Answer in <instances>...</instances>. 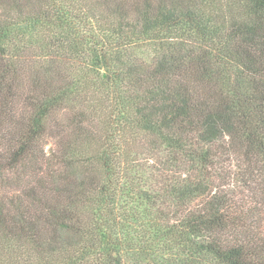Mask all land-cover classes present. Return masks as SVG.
<instances>
[{
    "label": "trees",
    "instance_id": "16d2710c",
    "mask_svg": "<svg viewBox=\"0 0 264 264\" xmlns=\"http://www.w3.org/2000/svg\"><path fill=\"white\" fill-rule=\"evenodd\" d=\"M0 264H264V0H0Z\"/></svg>",
    "mask_w": 264,
    "mask_h": 264
}]
</instances>
